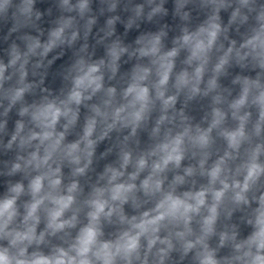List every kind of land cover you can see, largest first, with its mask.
<instances>
[{"label": "clouds", "instance_id": "clouds-1", "mask_svg": "<svg viewBox=\"0 0 264 264\" xmlns=\"http://www.w3.org/2000/svg\"><path fill=\"white\" fill-rule=\"evenodd\" d=\"M0 264H264V0H0Z\"/></svg>", "mask_w": 264, "mask_h": 264}]
</instances>
